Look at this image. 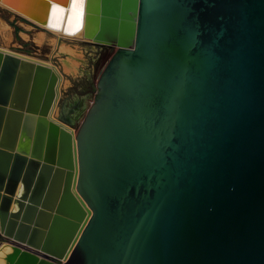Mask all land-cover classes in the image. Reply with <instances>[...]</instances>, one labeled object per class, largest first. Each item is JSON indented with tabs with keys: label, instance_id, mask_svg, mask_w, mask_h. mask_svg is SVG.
Masks as SVG:
<instances>
[{
	"label": "water",
	"instance_id": "water-1",
	"mask_svg": "<svg viewBox=\"0 0 264 264\" xmlns=\"http://www.w3.org/2000/svg\"><path fill=\"white\" fill-rule=\"evenodd\" d=\"M0 2L112 48L77 132L0 48L6 264H264V0Z\"/></svg>",
	"mask_w": 264,
	"mask_h": 264
},
{
	"label": "rangeland",
	"instance_id": "rangeland-1",
	"mask_svg": "<svg viewBox=\"0 0 264 264\" xmlns=\"http://www.w3.org/2000/svg\"><path fill=\"white\" fill-rule=\"evenodd\" d=\"M0 17L6 20L11 25L12 33V37L9 41H5L2 37H0V45L8 47L13 51L25 54L30 53L34 56L35 54H39V56L46 57V59H54L58 63L59 67H62L61 57L63 56V54L58 52L59 50L56 46H53L54 44H52L49 40H46L43 44L39 45L34 42L33 39H31V36L38 28L37 26L27 29V26L23 25V23L27 24V20L22 19L17 15L15 17V14L1 6ZM21 31L28 33L31 38H25ZM50 35L53 36V34ZM60 39L63 38L60 37ZM64 41L72 46H77L80 49L82 48V56H84V58L86 59L85 64L81 65L83 70L74 75L69 74L66 76L65 74V76L69 79V83L62 87L61 99L58 106V108L61 110L62 108H65L68 100H73L74 97L78 96L87 97L86 105L83 108L81 115L76 119V122L74 124L75 132H77L87 111L94 101V97L98 89L95 83V65L100 59L103 49L96 46V49H92L90 45L93 44H88L87 42L77 38H64ZM66 111L68 110L65 109L64 112ZM63 113H60L59 115L68 117L65 113ZM0 240H2V238H0Z\"/></svg>",
	"mask_w": 264,
	"mask_h": 264
},
{
	"label": "bare ground",
	"instance_id": "bare-ground-1",
	"mask_svg": "<svg viewBox=\"0 0 264 264\" xmlns=\"http://www.w3.org/2000/svg\"><path fill=\"white\" fill-rule=\"evenodd\" d=\"M0 6L7 8V6L1 2H0ZM11 12L17 14V12H14V11H11ZM20 15H21V17L23 16V18L25 20L32 22V24H34V26L38 27L36 29L35 35L32 38L37 44L41 45L46 40H49L52 44H54L53 46L57 47V49L59 50V51L58 50L57 51L59 53L63 54V56L61 57L63 72L74 75V74H77L78 72H80L81 70H83L81 65L85 64V62H86V59L84 58V56H82L83 55L82 54L83 49L82 48L80 49L77 46L76 47L72 46V45H70L64 41V38H74L75 39V38H78L77 36H66L61 31L51 30L49 28H46L45 25H43L41 23L27 19V16H25L22 13ZM23 25L29 27V25H27L26 23H23ZM10 31H11V25L7 21H5L3 18L0 17V37H2L3 40H5V41H9L11 39ZM22 33H23L25 38H27V39L30 38V36L26 32H22ZM49 33L53 34V36L50 35ZM60 37H62L63 39H60ZM4 50H8V49H4ZM67 83H68V80L63 75L62 86L67 85ZM57 110H59V108L56 106L53 110V113L55 114L57 112ZM68 112L69 111L65 112V114L67 116H69ZM58 113L60 114L61 111H59ZM77 117H79L78 114L75 115V118H77ZM11 248H12V244L10 242H7L5 240L0 241V264H6L4 257L6 255V253L10 252Z\"/></svg>",
	"mask_w": 264,
	"mask_h": 264
},
{
	"label": "crops",
	"instance_id": "crops-1",
	"mask_svg": "<svg viewBox=\"0 0 264 264\" xmlns=\"http://www.w3.org/2000/svg\"><path fill=\"white\" fill-rule=\"evenodd\" d=\"M13 14H15V13H13ZM16 15L17 14H15V17H16ZM18 17H20V18H22V19H24L23 17H21V16H19V15H17ZM6 21V20H5ZM27 25H29V27H27V29L28 28H32V27H35L34 26V24H32V22H29L28 20H27ZM22 32H24V31H21V33ZM10 33H11V31H10ZM35 33H36V31L34 32V34L31 36L32 38H33V36L35 35ZM28 34V33H27ZM22 35V34H21ZM29 35V34H28ZM30 36V35H29ZM11 37H12V33H11ZM30 37V38H31ZM31 38V39H32ZM34 41V40H33ZM35 42V41H34ZM88 44H92V43H89V42H87ZM94 45V44H93ZM96 47H98L97 45H96ZM101 46H99L98 48H100ZM0 48H3V49H8V50H12V49H10V48H8V47H5V46H3V45H0ZM102 48V47H101ZM25 54V53H24ZM35 57L36 58H38V59H41V60H44V61H47V62H49V63H51V64H53V65H55L56 67H57V69L64 75V77H66L67 75H69L68 73H66V72H63V69H62V67H59V65H58V63L54 60V59H50V58H48V59H46V57H41V56H39V54H35ZM54 58V57H53ZM65 74H66V76H65ZM66 79L69 81V79H68V77H66ZM69 83V82H68ZM77 98V103L75 104V105H73V106H71V105H66L65 106V108H62L61 110L59 109L58 110V112L59 111H61V113H63L64 112V110L66 109V110H68L69 112H68V118H70V120H71V122L73 123V124H75V122H76V119L78 118H75V115L76 114H78L79 116L81 115V113H82V110H83V108L85 107V103L87 102V97L86 96H78V97H76ZM84 102V103H83ZM58 112H56L55 113V115L56 116H60L59 115V113ZM65 113V112H64ZM63 113V114H64ZM58 114V115H57ZM66 117V116H65Z\"/></svg>",
	"mask_w": 264,
	"mask_h": 264
},
{
	"label": "flooded vegetation",
	"instance_id": "flooded-vegetation-1",
	"mask_svg": "<svg viewBox=\"0 0 264 264\" xmlns=\"http://www.w3.org/2000/svg\"><path fill=\"white\" fill-rule=\"evenodd\" d=\"M96 45H90V47L92 48V49H96V47H95ZM99 47V46H98ZM102 47V46H101ZM100 47V48H101ZM101 49H112V48H109V47H106V46H104V47H102ZM76 101V102H75ZM75 102V103H74ZM77 103V98L76 97H74L73 98V100H68L67 101V103H66V105L68 106V105H71V106H73V105H75ZM65 105V106H66ZM68 118V117H67ZM70 119V118H69ZM72 123V122H71Z\"/></svg>",
	"mask_w": 264,
	"mask_h": 264
},
{
	"label": "snow or ice",
	"instance_id": "snow-or-ice-1",
	"mask_svg": "<svg viewBox=\"0 0 264 264\" xmlns=\"http://www.w3.org/2000/svg\"><path fill=\"white\" fill-rule=\"evenodd\" d=\"M76 2V0H74V3ZM83 0H80V3L82 4Z\"/></svg>",
	"mask_w": 264,
	"mask_h": 264
},
{
	"label": "built area",
	"instance_id": "built-area-1",
	"mask_svg": "<svg viewBox=\"0 0 264 264\" xmlns=\"http://www.w3.org/2000/svg\"><path fill=\"white\" fill-rule=\"evenodd\" d=\"M74 129H75V127H74Z\"/></svg>",
	"mask_w": 264,
	"mask_h": 264
}]
</instances>
